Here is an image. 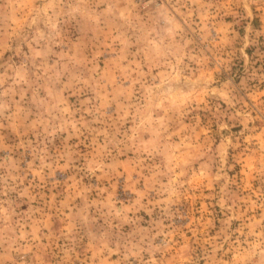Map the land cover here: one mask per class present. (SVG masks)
<instances>
[{"label":"rangeland","instance_id":"1","mask_svg":"<svg viewBox=\"0 0 264 264\" xmlns=\"http://www.w3.org/2000/svg\"><path fill=\"white\" fill-rule=\"evenodd\" d=\"M0 264H264V0H0Z\"/></svg>","mask_w":264,"mask_h":264}]
</instances>
